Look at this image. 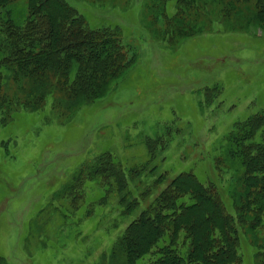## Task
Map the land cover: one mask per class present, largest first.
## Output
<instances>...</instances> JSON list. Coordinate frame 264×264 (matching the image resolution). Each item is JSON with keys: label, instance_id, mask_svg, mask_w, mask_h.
I'll use <instances>...</instances> for the list:
<instances>
[{"label": "rangeland", "instance_id": "1", "mask_svg": "<svg viewBox=\"0 0 264 264\" xmlns=\"http://www.w3.org/2000/svg\"><path fill=\"white\" fill-rule=\"evenodd\" d=\"M69 1L92 27L118 25L140 58L115 92L81 107L63 124L48 102L35 112L21 109L1 127L0 257L5 264H122L110 251L126 226L182 171L220 183L213 168L227 134L236 122L264 111V27L226 31L215 23L213 31L169 46L150 27L151 0ZM26 9V0H15L5 15L21 23ZM147 137L169 142L151 162L154 170L131 182L132 196L139 198L162 173L166 178L131 214H122L117 196L93 215L72 214L63 200H54L72 173L104 150L126 169L146 163ZM91 192L88 200L95 198L96 190ZM64 213L73 217L65 220ZM245 263L256 264L251 246Z\"/></svg>", "mask_w": 264, "mask_h": 264}, {"label": "trees", "instance_id": "2", "mask_svg": "<svg viewBox=\"0 0 264 264\" xmlns=\"http://www.w3.org/2000/svg\"><path fill=\"white\" fill-rule=\"evenodd\" d=\"M14 1L0 0V129L21 109L35 112L48 102L60 124L69 121L81 107L115 92L140 58L118 25L90 26L69 0H26L21 23L5 15ZM149 5L153 34L169 46L213 31L215 23L226 31L264 27V0ZM168 142L147 137V162L129 169L104 150L83 162L53 198L72 214L93 215L117 196L122 214H131L166 178L162 173L139 198L132 196L131 182L154 170L150 164ZM214 164L220 183L203 181L193 170L180 172L126 226L110 256L122 264H246L251 246L256 264H264V111L236 122ZM92 190L95 198L88 200Z\"/></svg>", "mask_w": 264, "mask_h": 264}]
</instances>
